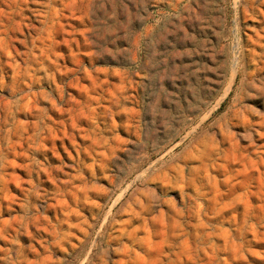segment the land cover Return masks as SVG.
I'll use <instances>...</instances> for the list:
<instances>
[{"label": "rangeland", "instance_id": "rangeland-1", "mask_svg": "<svg viewBox=\"0 0 264 264\" xmlns=\"http://www.w3.org/2000/svg\"><path fill=\"white\" fill-rule=\"evenodd\" d=\"M0 264H264V0H0Z\"/></svg>", "mask_w": 264, "mask_h": 264}]
</instances>
